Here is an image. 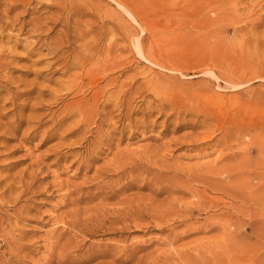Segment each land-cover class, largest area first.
<instances>
[{
	"label": "rangeland",
	"instance_id": "rangeland-1",
	"mask_svg": "<svg viewBox=\"0 0 264 264\" xmlns=\"http://www.w3.org/2000/svg\"><path fill=\"white\" fill-rule=\"evenodd\" d=\"M0 63V264H264V0H0Z\"/></svg>",
	"mask_w": 264,
	"mask_h": 264
},
{
	"label": "bare ground",
	"instance_id": "bare-ground-1",
	"mask_svg": "<svg viewBox=\"0 0 264 264\" xmlns=\"http://www.w3.org/2000/svg\"><path fill=\"white\" fill-rule=\"evenodd\" d=\"M209 1H210V0H209ZM212 2H213V1H212ZM203 20H204V19H203ZM2 52H3V51H2ZM2 52H1V53H2ZM11 52H12V51H11ZM8 55H9V54H8ZM1 56H2V55H1ZM3 56H4V55H3ZM7 57H8V56H7ZM3 60H4V59H2L1 61L3 62ZM4 61H5V60H4ZM8 64H9V63H8ZM0 65H1V63H0ZM2 65H3V64H2ZM5 65H6V64H5ZM116 65H117V64H116ZM9 66H10V65H9ZM0 67H1V66H0ZM0 76H1V75H0Z\"/></svg>",
	"mask_w": 264,
	"mask_h": 264
}]
</instances>
